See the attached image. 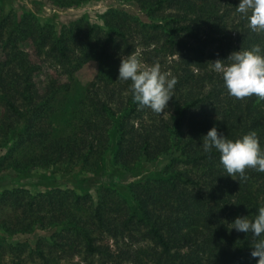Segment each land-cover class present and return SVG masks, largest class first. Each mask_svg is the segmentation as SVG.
Here are the masks:
<instances>
[{
	"label": "trees",
	"instance_id": "1",
	"mask_svg": "<svg viewBox=\"0 0 264 264\" xmlns=\"http://www.w3.org/2000/svg\"><path fill=\"white\" fill-rule=\"evenodd\" d=\"M124 1L149 21L110 9L102 26L80 18L57 31L32 13L0 11V144L10 142L0 172L13 178L0 191V264H257L251 235L229 223L264 206V173L228 176L219 153L202 144L215 127L231 140L255 132L264 148V99L230 97L212 67L233 52L264 51V32L236 12L240 0ZM24 42L58 67L43 89ZM138 48L181 59L165 118L139 108L131 82L118 80L121 58ZM92 61L95 77L82 84L77 72ZM162 158L158 174L100 185L95 196L59 187L33 193L35 183L22 182L76 166L135 177ZM38 230L49 237L33 246L12 239Z\"/></svg>",
	"mask_w": 264,
	"mask_h": 264
},
{
	"label": "clouds",
	"instance_id": "2",
	"mask_svg": "<svg viewBox=\"0 0 264 264\" xmlns=\"http://www.w3.org/2000/svg\"><path fill=\"white\" fill-rule=\"evenodd\" d=\"M236 12L241 14L254 32H264V0H240ZM226 61L212 63L213 70L221 74L227 94L238 100L256 96L264 99V51L259 46L251 50L233 52ZM118 80L130 81L132 98L139 108L161 114L172 98L177 79L163 72L159 63L143 65L131 54L121 58ZM205 152L219 153V163L228 176H244L246 169L264 173V148L255 132L231 140L213 127L203 137ZM231 230L251 235V257L264 264V206L257 209L252 219L237 217L229 223Z\"/></svg>",
	"mask_w": 264,
	"mask_h": 264
},
{
	"label": "rangeland",
	"instance_id": "3",
	"mask_svg": "<svg viewBox=\"0 0 264 264\" xmlns=\"http://www.w3.org/2000/svg\"><path fill=\"white\" fill-rule=\"evenodd\" d=\"M110 9L126 11L142 21H149V19L145 17V13L141 11L136 4L124 0H90L70 8H57L53 5L52 0H0L1 13H10L17 17H20L25 13H32L41 23H49L57 31H60L62 27L67 26L69 23L80 18H84L91 25L102 26L103 15ZM21 47L29 53L31 61L39 65V70L34 77L38 89H43L47 78L51 77L56 79V74H60L59 72H56L58 69L56 64H54L52 60H47L46 62L42 57L36 56L28 42L22 43ZM135 55L140 58L143 65L151 66L155 63H159L161 70L170 74L177 71L178 65L181 63V59L178 55L170 57L165 51L149 54L142 53L141 48H138ZM97 65V62L92 61L81 68V70L77 72V79L79 82L82 84L90 82L95 77ZM63 78L64 77L61 79ZM168 109L169 106L167 104L165 110L161 114L154 113V116L157 117V119L165 118L168 116ZM9 144L10 142L7 144H0V158L6 155ZM166 161L167 159L163 158L152 161L147 167H145L147 168L145 169L147 172L135 177L131 174L132 171L126 170L120 172L117 167L116 169L111 167L107 171L93 173V168L76 166L70 173L57 171V173L49 172L50 174H45L42 173V171H36L33 174L36 173L35 175L37 177L34 179H24L23 177L22 182L25 183V186H28V182L33 181L35 184L28 187L33 193L45 191L47 188L59 187L62 189L73 190L78 194L86 193L95 196V191L100 185H107L109 183V185L117 184L123 179L126 180L125 184L130 185L137 180L144 179L148 175L158 174L166 164ZM100 165L98 166L97 164L94 171L101 169ZM131 167L132 166L128 167V169ZM115 172H118L117 175ZM39 174H42L45 178H40ZM10 175L11 172H8L7 169L0 172V191L11 188V185L9 184L10 180L13 178H11ZM47 237H49V232L38 230L31 234L19 235L12 239L33 246L38 239ZM109 244L111 245L112 241H110ZM78 261L79 259L75 257L68 264H79L81 261Z\"/></svg>",
	"mask_w": 264,
	"mask_h": 264
}]
</instances>
